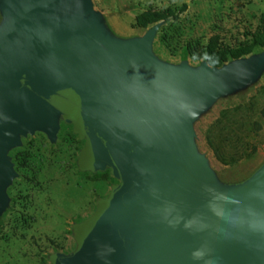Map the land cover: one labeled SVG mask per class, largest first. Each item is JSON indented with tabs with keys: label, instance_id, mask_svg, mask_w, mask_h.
I'll return each mask as SVG.
<instances>
[{
	"label": "water",
	"instance_id": "water-1",
	"mask_svg": "<svg viewBox=\"0 0 264 264\" xmlns=\"http://www.w3.org/2000/svg\"><path fill=\"white\" fill-rule=\"evenodd\" d=\"M160 20L115 35L92 0H0V217L17 176L9 151L61 121L84 141L82 171L118 180L76 249L51 264H264V162L222 181L194 142L193 121L264 71V46L220 66L155 55Z\"/></svg>",
	"mask_w": 264,
	"mask_h": 264
},
{
	"label": "rangeland",
	"instance_id": "rangeland-1",
	"mask_svg": "<svg viewBox=\"0 0 264 264\" xmlns=\"http://www.w3.org/2000/svg\"><path fill=\"white\" fill-rule=\"evenodd\" d=\"M183 3L186 10L177 19L163 20L152 49L166 62L190 66L204 60L199 54L212 35L222 45L249 42L264 13V0H92L110 31L123 37L140 36L149 27L135 25L137 14ZM193 131L198 151L222 181L256 171L264 162V71L246 88L216 99L193 121ZM83 145L72 125L61 121L55 143L37 131L9 151L17 176L0 217V264H51V254L76 249L73 225L92 215L97 199L118 182L108 169L78 168ZM214 151L235 161L223 164Z\"/></svg>",
	"mask_w": 264,
	"mask_h": 264
},
{
	"label": "trees",
	"instance_id": "trees-1",
	"mask_svg": "<svg viewBox=\"0 0 264 264\" xmlns=\"http://www.w3.org/2000/svg\"><path fill=\"white\" fill-rule=\"evenodd\" d=\"M186 10V4L183 3L177 7H168L164 11L145 10L135 16V25L143 28L160 21L177 19L182 12ZM251 40L237 46L222 45L218 35L210 36L207 45L200 51V58H204L210 65L220 66L230 59L248 55L253 52L255 47L264 46V13L261 16L260 24L256 31L251 35ZM216 158L223 164L232 163L235 159L227 160L222 155L214 151Z\"/></svg>",
	"mask_w": 264,
	"mask_h": 264
}]
</instances>
